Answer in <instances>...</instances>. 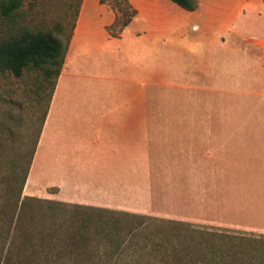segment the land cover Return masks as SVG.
<instances>
[{
    "label": "rangeland",
    "instance_id": "obj_1",
    "mask_svg": "<svg viewBox=\"0 0 264 264\" xmlns=\"http://www.w3.org/2000/svg\"><path fill=\"white\" fill-rule=\"evenodd\" d=\"M83 2L21 0L12 17L0 16V37L26 29L50 32L65 43ZM96 4L116 15L111 32L117 34L129 11L124 0ZM231 44L216 56L211 48L194 73L176 85L148 90L142 100V173L132 174L130 201L120 210L102 208L99 201L110 200L112 190L90 181L75 180L65 188L68 192L56 196L57 190L45 187L41 164L34 177L27 176L22 195L40 200L29 207L36 217L23 223L32 235L3 221L12 212L0 209V264H162V251H148L160 243L154 232L164 234L169 248L187 237L199 244L200 230L264 236V42ZM52 81L33 70L19 78L0 74V191L8 197L15 195L25 164L36 152ZM79 220L91 225L89 235L73 234ZM105 221L113 237L100 236ZM141 225L137 236L148 248L135 263L132 250L122 245L129 241L127 228ZM43 227L64 234L51 239L42 234ZM142 228L148 237L142 238ZM113 239L121 243L117 253ZM206 245L211 246L209 239Z\"/></svg>",
    "mask_w": 264,
    "mask_h": 264
},
{
    "label": "crops",
    "instance_id": "obj_2",
    "mask_svg": "<svg viewBox=\"0 0 264 264\" xmlns=\"http://www.w3.org/2000/svg\"><path fill=\"white\" fill-rule=\"evenodd\" d=\"M197 2L187 12L170 0H128L136 13L114 38L107 27L116 15L84 0L28 179L41 164L45 187L57 190L56 196L75 180H87L112 190L110 200L99 201L102 208L120 210L130 201L132 174L142 173V100L148 90L189 77L211 48L216 56L232 40L240 46L248 39L264 42V0Z\"/></svg>",
    "mask_w": 264,
    "mask_h": 264
},
{
    "label": "trees",
    "instance_id": "obj_3",
    "mask_svg": "<svg viewBox=\"0 0 264 264\" xmlns=\"http://www.w3.org/2000/svg\"><path fill=\"white\" fill-rule=\"evenodd\" d=\"M102 1L103 0H100V2ZM170 1L187 12H193L198 8L197 0ZM124 2L126 5V10L129 11L126 14V20L120 26L119 32L117 34L111 32V28L117 24L116 18L113 24L107 28V31L113 37L119 36L122 30L131 22L136 13L128 3V0H124ZM20 5L21 0H0V16L3 18L12 17L18 11ZM73 28L74 25L72 26V31ZM69 40L70 38H68L66 42L63 43L61 38L54 36L50 32L29 31L26 29H20L15 33L8 32L3 37H0V74L3 72H8L13 77L19 78L24 72L33 70L39 71L40 76L44 81L53 79L51 82L47 106L42 116L39 131L41 130L42 124L46 117L56 80L64 64ZM40 91L41 86L35 91L36 101H39L40 99ZM34 151L35 150L32 151L30 160L25 164L26 167L19 178L20 182L17 186L15 195L13 197H8L6 193H3L2 190L0 191V209L3 211L8 209L12 212V216H8L7 219L3 221L9 222L8 225H14V227H16L19 232L22 234L24 233L25 235H30L31 233L26 227H24L23 223L30 216H34L35 218V214H37L35 211L30 212L29 207L34 202H40V200L37 198L22 195ZM61 205L64 206V204ZM94 209L95 208H91V210ZM125 214L126 216L129 215L128 213ZM131 216L137 217V215ZM80 221L81 220H79V222ZM160 221L165 225H170L168 223L173 222L174 224L179 225V227L181 226L174 221ZM107 226H110L107 221L101 224V227H103V233H100V236L113 237L114 233H110L106 229ZM90 227L91 225H89L87 222L81 221V224L76 223L74 226H72V229L77 228V231L73 234H77L80 237L85 235L87 236L90 234V232L87 231ZM141 227L142 225L137 228H127V230H129L128 234H130L129 241L125 243L126 245H122L123 249L132 250L129 251V254L133 255V262L135 263L140 261V258L142 257V251H145L146 248H148L146 241L139 240L138 236L140 234L139 231L141 230ZM123 230H126V228H123ZM41 231L42 234L49 235V238L51 239H55L56 237L61 236V234H64V230L62 231V229H58L56 227L52 228L51 230H45V227H43L41 228ZM154 233V235L159 239L160 243L155 244L154 246L152 245L148 251L150 254L155 251H162L163 257L159 258L162 264H264V256L262 255V252L264 251V236L252 238L244 232H236L237 234H232L229 231L222 232L219 230L210 232L200 230L196 233L197 237L200 238L199 244H193L191 241L189 242V237H187V239L180 238L178 246L173 245L171 248H169L166 246L167 243L165 241L164 234L158 233L157 235V232ZM142 235V238L148 237V234L145 235L143 228ZM175 236L176 239H178V233L175 234ZM181 239L182 243H180ZM208 239L211 242L210 247L206 245ZM112 241L113 243L117 242L118 248L115 250V253H117V251H119L121 248V243L119 240L113 239ZM79 242L80 244L85 245L84 240H80ZM137 249L141 250L137 251ZM142 264L152 263L142 262Z\"/></svg>",
    "mask_w": 264,
    "mask_h": 264
}]
</instances>
